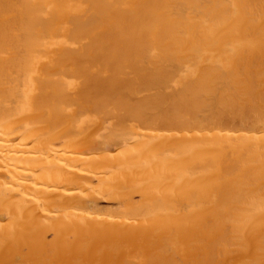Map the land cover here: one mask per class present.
<instances>
[{
    "label": "bare ground",
    "instance_id": "obj_1",
    "mask_svg": "<svg viewBox=\"0 0 264 264\" xmlns=\"http://www.w3.org/2000/svg\"><path fill=\"white\" fill-rule=\"evenodd\" d=\"M0 264H264V0H0Z\"/></svg>",
    "mask_w": 264,
    "mask_h": 264
},
{
    "label": "rangeland",
    "instance_id": "obj_2",
    "mask_svg": "<svg viewBox=\"0 0 264 264\" xmlns=\"http://www.w3.org/2000/svg\"><path fill=\"white\" fill-rule=\"evenodd\" d=\"M88 123H90V122H88ZM91 123H92V122H91ZM107 125H109V122L106 124V126H107ZM110 126L113 127V125H110ZM109 128H110V127L108 126L107 129H109ZM107 129H106V130H107ZM111 129H112V128H111ZM111 129L108 130V132H112V131H114L113 129H112V130H111ZM118 150H119V149H118ZM118 150H117V149H113L112 151L115 152V151H118ZM169 164H171V163H169ZM170 167H171V169L169 168L168 171H169V172L174 171V170H173L174 167H173L172 165H171ZM172 168H173V169H172ZM170 170H171V171H170ZM167 173H168V172H167ZM169 174H170V173H169ZM169 174H168V175H169ZM172 174H173V172H172ZM172 174H171V175H172ZM171 175H170V176H171ZM170 176H169V180H168V182L172 181V184H173L174 182H173L172 178H174L175 176H174V175H173L174 177H173V176L170 177ZM163 177H164V176H163ZM172 184H170V185H172ZM136 197H138V195H137ZM136 199H138V198H136ZM101 200H102V199H101ZM101 200H100V207H101L102 209H103V207H104L105 205L108 206V207L105 206V207H107L106 209H109V208L112 209V207L116 208V207L118 206V203H117L115 200H113L112 203H111V200H110V199H109V201H108V199L105 200V198H104L102 201H101ZM104 200H105V201H104ZM103 201H104V202H103ZM106 201H107V202H106ZM114 201H115V202H114ZM108 202H110L111 204L108 203ZM114 203H115V204H114ZM110 206H111V207H110ZM104 209H105V208H104Z\"/></svg>",
    "mask_w": 264,
    "mask_h": 264
}]
</instances>
